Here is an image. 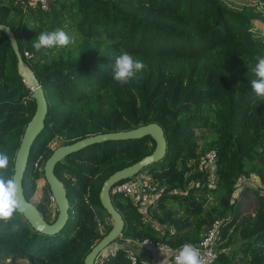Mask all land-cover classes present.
<instances>
[{"label":"trees","instance_id":"1","mask_svg":"<svg viewBox=\"0 0 264 264\" xmlns=\"http://www.w3.org/2000/svg\"><path fill=\"white\" fill-rule=\"evenodd\" d=\"M256 3L246 0L236 8L224 0H53L43 10L0 0V23L14 32L48 105L22 177L27 200L44 177L51 140L67 144L152 121L164 130L165 155L142 170L165 191L145 204L141 197L111 193L125 222L115 240L120 247L95 264H131L127 253L141 245L126 239L195 244L215 219L221 220L220 237L209 264H264V99L250 83L257 78V57H264V33L253 28V20L264 23V11L256 10ZM56 30L74 43L37 52L33 42L39 34ZM123 52L145 67L121 84L112 68ZM34 109L31 90L0 30V152L9 156L0 174L7 178ZM154 146L150 135L109 139L59 160L54 172L69 203L65 225L47 235L34 230L20 210L0 220V264H83L103 236L98 219L108 221L104 232L111 227L99 201L104 179ZM211 149L216 151L212 172L198 167L199 156ZM251 176L261 185L246 181L237 187L239 179ZM211 180L214 187L208 185ZM42 192L35 205L51 222L58 210L50 207L47 183ZM248 193L251 204L245 200Z\"/></svg>","mask_w":264,"mask_h":264},{"label":"water","instance_id":"2","mask_svg":"<svg viewBox=\"0 0 264 264\" xmlns=\"http://www.w3.org/2000/svg\"><path fill=\"white\" fill-rule=\"evenodd\" d=\"M0 30L8 37L11 48L17 58L18 73L25 81L26 86L31 90V98H33L35 102L34 113L24 127L18 149L15 153L13 173L11 176V178H15V181L19 185V198L22 201L23 209L21 213L34 230L51 235L58 232L67 221L69 203L66 195V189L63 182L54 172V166L59 160L87 145L109 139L138 138L144 135H150L155 142V146L151 153L144 155L139 160L128 166L114 171L106 179H104L101 185L99 191V201L105 211L110 215L111 227L91 247L83 259V264H95L97 255L102 249L119 237L125 223L122 214L112 202L110 193L111 186L122 179L132 177L139 170L160 160L165 155L167 140L164 130L159 123L152 121L126 130L90 134L75 140L74 142L61 144L55 147L43 164V175L49 186L50 194L53 197L58 213L53 221H46L36 205L25 198L22 188V177L25 171L30 147L44 127V119L48 109L47 99L41 82L38 80L34 72L24 63L12 29L8 25L0 23Z\"/></svg>","mask_w":264,"mask_h":264},{"label":"built area","instance_id":"3","mask_svg":"<svg viewBox=\"0 0 264 264\" xmlns=\"http://www.w3.org/2000/svg\"><path fill=\"white\" fill-rule=\"evenodd\" d=\"M22 7L27 6H38L43 10L48 9L49 5L53 0H15ZM216 160V151L214 149L208 150L205 153L201 154L198 158V167L200 169H205L213 171L214 164ZM187 174V173H186ZM185 174V175H186ZM214 176V175H213ZM212 176V178H213ZM208 185L214 187L215 184L211 180ZM140 188V190H139ZM165 187L159 186L156 181L153 180L150 173L146 170H139L132 177L122 179L111 186L110 193H117L124 195L131 199H137L141 197V204L152 202L159 193L164 192ZM51 200L53 197L50 195ZM143 220H146V217H142ZM108 223L107 220L98 219V231L103 235L106 233L105 225ZM221 223L220 219H215L211 225L203 233L201 239L192 244L196 246L200 252L201 257L205 260V264L211 263L217 256L216 243L219 239V225ZM171 232H173V227L171 226ZM127 241H132L135 244L141 246L152 247L158 250L159 252H166L169 256L171 264H175V254L178 252L180 247H173L163 242H153L149 238H145L140 242L135 239H126ZM120 247L119 243L116 241L111 242L108 246L101 250L97 255L95 263H102L110 255H113L116 250ZM127 257L131 264H159V261L152 260L150 258L139 257L137 253L132 250L127 253Z\"/></svg>","mask_w":264,"mask_h":264},{"label":"clouds","instance_id":"4","mask_svg":"<svg viewBox=\"0 0 264 264\" xmlns=\"http://www.w3.org/2000/svg\"><path fill=\"white\" fill-rule=\"evenodd\" d=\"M74 43L64 30L42 32L33 42L37 52L42 48L54 46H67ZM258 63L253 69L256 79L251 80V87L255 94L264 99V57H257ZM145 65L142 60L136 59L128 52H123L115 60L112 68V76L115 81L124 84L134 78L137 72L142 71ZM9 156L0 152V170L7 168ZM17 210L22 211V201L19 198V185L15 178H7L0 174V220L9 219ZM175 264H205L198 248L190 243L183 244L175 254Z\"/></svg>","mask_w":264,"mask_h":264},{"label":"rangeland","instance_id":"5","mask_svg":"<svg viewBox=\"0 0 264 264\" xmlns=\"http://www.w3.org/2000/svg\"><path fill=\"white\" fill-rule=\"evenodd\" d=\"M224 1L227 2L228 4H230L231 6L236 7V8H241L243 6V3L246 2V0H224ZM248 1L252 2V3L254 2V0H248ZM256 4H257L256 10L264 11V2L262 0H258V3H256ZM253 23H254L253 28L257 31V33L263 34L264 33V23L259 21V20H253ZM49 145L52 148H55L59 145V140L53 139L50 141ZM244 182H246L245 178L239 179L237 182V187L241 189V186L244 184ZM248 182L252 184L253 180L250 179ZM45 183H46V181H45L43 176H41L37 179V186H36L35 192L33 193V195L30 198L32 200V202H34V204H37L41 200V197L43 194L42 187ZM209 200L213 201L214 198L210 197ZM245 200H246V203L251 204L252 196L250 193L247 194V196L245 197ZM54 204L55 203L52 200L50 207L53 208ZM249 206L252 207V205H249ZM245 208L247 210H250V208H248L247 206H245Z\"/></svg>","mask_w":264,"mask_h":264},{"label":"crops","instance_id":"6","mask_svg":"<svg viewBox=\"0 0 264 264\" xmlns=\"http://www.w3.org/2000/svg\"><path fill=\"white\" fill-rule=\"evenodd\" d=\"M250 179L253 180V183H252L253 185H258V186L261 185L259 182V179L256 176H251L246 181L248 182ZM30 201L32 202L31 199ZM134 251L137 253L139 257L150 258L152 260L157 259L159 261V264H171L168 254L166 252H159L155 248L147 247V246H139V247H136Z\"/></svg>","mask_w":264,"mask_h":264}]
</instances>
